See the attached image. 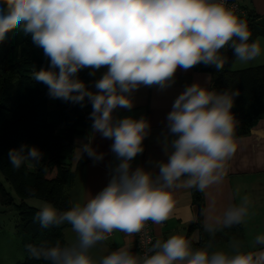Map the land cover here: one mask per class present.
Wrapping results in <instances>:
<instances>
[{"label": "clouds", "instance_id": "1", "mask_svg": "<svg viewBox=\"0 0 264 264\" xmlns=\"http://www.w3.org/2000/svg\"><path fill=\"white\" fill-rule=\"evenodd\" d=\"M20 29L43 49L47 68L31 73V79L48 87L54 99L92 104V133L112 139L111 151L119 163L112 169L107 186L84 204L68 210L36 200L35 219L42 228L69 225L75 239L55 245L28 244L32 259L48 264H264V234L255 236L260 250L233 254L211 251V244L194 247L198 233L173 234L157 240L149 253L134 254L122 246L93 259L90 250L108 241L114 232L127 236L140 233L151 221L161 224L175 208L174 190L195 188L203 192L220 183L225 164L237 151L234 137L237 121L231 112L238 90L217 92L193 83L175 99L167 115V128L174 139L165 138L167 161H157L158 174L131 161L143 153V140L150 123L141 117L115 118L117 108L131 110L132 94L141 86L160 89L175 83L179 69L203 63L219 71L230 48L239 62L261 56L259 39L249 42L251 32L227 0H0V42ZM95 76L93 92L79 79L82 69ZM209 80L211 77L208 78ZM171 149V151L169 150ZM79 161L86 154L94 161L104 158L88 143L73 151ZM10 164L35 167L43 153L34 145L10 149ZM35 196L34 193H30ZM246 202L228 207L203 230L214 235L222 228L244 222Z\"/></svg>", "mask_w": 264, "mask_h": 264}, {"label": "trees", "instance_id": "2", "mask_svg": "<svg viewBox=\"0 0 264 264\" xmlns=\"http://www.w3.org/2000/svg\"><path fill=\"white\" fill-rule=\"evenodd\" d=\"M239 16L247 20L251 32L249 42L264 36V14L247 10L246 15ZM11 33L15 36H6L0 42V171L14 188L19 201L0 179V204L14 206L19 215L16 231L24 257L16 264H48L30 258L26 246L45 241L53 246L57 241L65 244L63 229L67 224L42 228L35 219L39 209L29 205L26 199L34 193V197L46 200L61 211L71 207L69 189L75 171L71 168L69 147L76 135L86 132L93 109L87 98L82 103H73L50 97L45 84L31 79L33 71L49 66L43 49L34 45L31 36L22 30ZM221 55L226 58L222 70L203 63L194 67L211 74L210 90L239 91L231 109L237 121L235 137L246 136L264 116V64L231 69L235 60L233 50L222 49ZM78 76L87 84L88 69H82ZM24 144L36 146L43 153V159L33 168L25 164L15 169L10 164L9 150ZM85 160L84 156L80 163ZM193 197L200 219L203 194L193 188ZM225 229L242 233V223ZM202 234L204 238L203 227ZM204 240L194 242V247H201Z\"/></svg>", "mask_w": 264, "mask_h": 264}, {"label": "crops", "instance_id": "3", "mask_svg": "<svg viewBox=\"0 0 264 264\" xmlns=\"http://www.w3.org/2000/svg\"><path fill=\"white\" fill-rule=\"evenodd\" d=\"M238 1L245 9L264 14V0ZM257 39L261 43V56L249 62H239L235 58L230 66L231 69L264 64V36ZM88 71L90 72L91 69ZM105 71L106 68H101L87 81L88 87L93 92L97 91L94 87L95 80H98ZM209 77H211L209 72L195 67L187 71L178 68L175 83L170 87L160 89L158 86H141L132 94L133 108L131 110L117 108L114 111L113 115L117 119L129 116L134 119L144 117L150 123L149 134L143 140L144 151L131 161L132 170L143 167L145 170L152 171L154 175L158 174L159 169L155 166V162H166L168 159L164 151L165 138L169 141L175 138L169 134L167 128V115L172 110L175 99L193 83H199L210 89L211 79L209 80ZM91 126L92 120L86 132L76 135L69 147L71 168L75 171L74 181L69 189L70 205L77 202L84 204L107 186L111 179L112 169L119 163L115 153L111 151L113 140L103 138L100 133L93 134ZM89 140L98 153L104 154V158L94 161L85 154L86 160L80 163L73 151L80 144L88 143ZM234 140L237 151L226 162L222 181L210 185L202 192L203 205L200 219L199 207L193 197V188L175 189L176 204L170 218L161 224L152 223L154 243L157 240L164 241L173 234L191 236L196 231L198 241L195 243L206 239L201 247L211 244V251H214V245L230 239L231 235L236 239H245L250 245L248 251L260 250L262 246L254 245L253 242L256 235L264 234V116L252 127L248 135L234 137ZM245 202L248 215L242 223V233L222 228L214 235L206 232L203 238L202 225L204 223H214L222 217L228 207ZM63 234L66 243L69 239H75L69 225L64 227ZM122 246L129 247L136 254L135 235L127 236L122 232H114L108 241L91 249L90 254L98 261L102 256Z\"/></svg>", "mask_w": 264, "mask_h": 264}, {"label": "rangeland", "instance_id": "4", "mask_svg": "<svg viewBox=\"0 0 264 264\" xmlns=\"http://www.w3.org/2000/svg\"><path fill=\"white\" fill-rule=\"evenodd\" d=\"M7 36L14 37L15 35L11 33ZM0 179L6 188L13 194L16 201H19L14 188L5 179L1 171ZM36 200L46 201L37 197H29L26 199V202L31 206L37 207L35 204ZM18 222L19 215L16 208L14 206H4L0 204V264H16L24 257L21 250L20 237L16 231V224ZM249 249L250 245L245 239H236L232 237V235L230 239H225L214 245V251H223L228 254H233L235 250L248 251Z\"/></svg>", "mask_w": 264, "mask_h": 264}, {"label": "built area", "instance_id": "5", "mask_svg": "<svg viewBox=\"0 0 264 264\" xmlns=\"http://www.w3.org/2000/svg\"><path fill=\"white\" fill-rule=\"evenodd\" d=\"M227 5L229 7H233L238 15L247 14V9L242 7L238 0H227ZM154 241L155 237L153 233L152 222L149 221L145 224V227L140 233L135 234V247L137 249V253L141 255L149 253Z\"/></svg>", "mask_w": 264, "mask_h": 264}]
</instances>
